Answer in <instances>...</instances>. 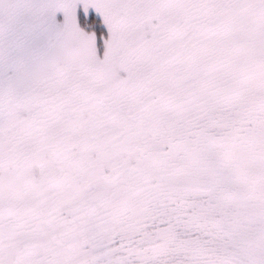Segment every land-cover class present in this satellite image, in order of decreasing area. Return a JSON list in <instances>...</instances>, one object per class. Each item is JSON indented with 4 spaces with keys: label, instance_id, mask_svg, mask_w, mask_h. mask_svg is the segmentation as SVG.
<instances>
[{
    "label": "snow or ice",
    "instance_id": "1",
    "mask_svg": "<svg viewBox=\"0 0 264 264\" xmlns=\"http://www.w3.org/2000/svg\"><path fill=\"white\" fill-rule=\"evenodd\" d=\"M50 22V62L0 78V264H264V0Z\"/></svg>",
    "mask_w": 264,
    "mask_h": 264
},
{
    "label": "rangeland",
    "instance_id": "2",
    "mask_svg": "<svg viewBox=\"0 0 264 264\" xmlns=\"http://www.w3.org/2000/svg\"><path fill=\"white\" fill-rule=\"evenodd\" d=\"M58 0H0V78L38 72L60 46L50 22ZM59 21L61 18L56 16Z\"/></svg>",
    "mask_w": 264,
    "mask_h": 264
}]
</instances>
